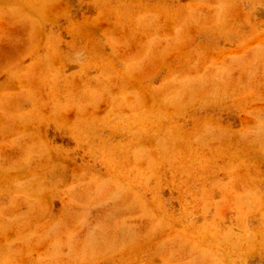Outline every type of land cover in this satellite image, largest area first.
Returning <instances> with one entry per match:
<instances>
[{
	"label": "rangeland",
	"instance_id": "rangeland-1",
	"mask_svg": "<svg viewBox=\"0 0 264 264\" xmlns=\"http://www.w3.org/2000/svg\"><path fill=\"white\" fill-rule=\"evenodd\" d=\"M0 264H264V0H0Z\"/></svg>",
	"mask_w": 264,
	"mask_h": 264
}]
</instances>
